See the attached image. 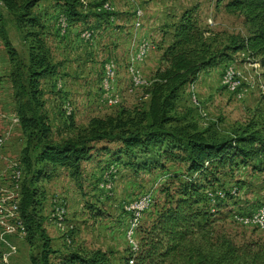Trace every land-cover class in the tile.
<instances>
[{
    "label": "rangeland",
    "instance_id": "obj_1",
    "mask_svg": "<svg viewBox=\"0 0 264 264\" xmlns=\"http://www.w3.org/2000/svg\"><path fill=\"white\" fill-rule=\"evenodd\" d=\"M231 1L86 0L90 6L109 7L110 23L98 25L90 18L72 27L56 2H41L33 12L45 26L42 37L51 64L57 67L55 76L41 82L42 108H36L20 86L28 82L30 69L26 30L0 4V176L8 180L7 186L13 172L21 168L24 151L30 147L33 159L38 153L34 149L37 141L31 144L29 134L21 128V112L46 118L49 138L55 143L75 139L92 119L115 120L121 126L118 130L126 127L147 108L146 88L163 66V52L173 43L175 26L187 12L193 13L205 36L217 43H225L230 36H249L245 18L227 10ZM89 10L88 7L85 12ZM145 41L152 44V51L144 63L136 65L133 59ZM7 43L16 52L14 58L9 55ZM230 66L235 67L243 82L245 97L241 100L222 85ZM108 67L114 73L112 80H108ZM132 68L140 71L145 87L133 86ZM19 76L22 83L15 86ZM177 116L182 125L195 126L218 139L231 138L249 124L264 128V69L248 53H238L181 90ZM101 146L105 144L96 145ZM116 146L108 148L114 151ZM112 156L96 154L90 162L83 163L80 176L59 169L54 177L38 185L44 193V230L55 252L52 264H70L75 255L95 252L106 254L109 264H129L128 232L133 213L127 208L146 196L152 199L135 234L141 247L167 194L175 197L176 190L189 179L184 163L167 162L164 170L137 172L126 166L130 162L127 156L121 162L112 160ZM209 173L214 183L206 190L212 200L211 217L209 225L197 230L195 242L206 250L213 249L209 258L212 262L264 264V229L235 219L264 206V160L247 169L240 165L211 167ZM59 204L65 205L67 214L60 226L51 221ZM15 225L13 219L0 221V264H34V258L36 264H41L42 241L31 245Z\"/></svg>",
    "mask_w": 264,
    "mask_h": 264
},
{
    "label": "trees",
    "instance_id": "obj_2",
    "mask_svg": "<svg viewBox=\"0 0 264 264\" xmlns=\"http://www.w3.org/2000/svg\"><path fill=\"white\" fill-rule=\"evenodd\" d=\"M46 1L59 5V12L69 27L88 22L90 18L98 25L110 23L112 16L108 11H99L103 4L90 6L86 0H0L26 30L30 41L29 78L20 86L36 108L43 107L39 100L41 82L57 73L42 37L45 26L33 12ZM88 7L90 10L85 12ZM226 8L245 18L250 26L249 36H230L225 43H217L205 36L193 13L187 12L175 26L173 43L163 52V66L146 88L147 108L126 127L118 130L121 126L115 120L92 119L87 128L77 132L75 139L55 143L49 138L46 118L21 112V128L29 134L31 144L37 141L34 149L38 153L33 159L30 147L24 151L20 168L23 174L20 212L28 242L34 246L37 240L42 241L41 264H52L50 259L55 252L44 230V193L38 185L54 177L59 169H68L75 177L80 176L83 163L90 162L96 154H113L112 160L117 162L127 156L130 162L126 166L137 172L164 170L167 162L187 165L189 179L176 190L175 197L167 194L156 220L146 232L135 264H221L209 260L213 249L198 246L194 239L199 228L209 225L211 217L212 200L206 196V190L214 183L209 178V169L255 167L256 162L264 160V128L249 124L231 138L218 139L195 126L182 125L177 116V102L185 86L196 82L203 72L231 61L238 53H248L264 69V0H232ZM1 21L0 17V24ZM7 49L14 58L16 52L9 43ZM17 82L22 83L20 76L15 79V86ZM97 144L106 147L97 148ZM112 144L117 145L114 151L108 148ZM36 261L34 258V264ZM70 264H109V260L106 254L95 252L75 255Z\"/></svg>",
    "mask_w": 264,
    "mask_h": 264
},
{
    "label": "built area",
    "instance_id": "obj_3",
    "mask_svg": "<svg viewBox=\"0 0 264 264\" xmlns=\"http://www.w3.org/2000/svg\"><path fill=\"white\" fill-rule=\"evenodd\" d=\"M100 10L109 11V7L102 6ZM141 15V14H140ZM152 44L145 41L140 44L138 52L133 59L136 65L144 63L152 51ZM131 69L133 76V86L135 88L145 87V83L142 78V74L139 70ZM138 69V68H136ZM108 80H112L114 73L108 67ZM222 85L227 88L231 93L241 100L245 97V92L243 91V82L241 81V76L235 69V67L230 66L225 70L224 76L222 78ZM194 103H197L196 96H193ZM110 104L112 102L110 101ZM23 175L18 168L12 174V181L7 186L8 180L1 175L0 176V221L4 219H13L15 221V227L22 236H26L28 231L22 220L20 212V199H21V187H22ZM152 203L150 196L142 198L134 206L127 208L128 211L133 213V220L128 232L129 241L131 244V256L129 264H135V258L140 252V245L135 241L136 231L139 229V222L142 214ZM66 207L64 204H59L55 207L53 214L51 215V221L57 225H61L66 217ZM236 221L243 225H254L259 229H264V206L258 208L255 212L248 216H235ZM15 228H12V232H15Z\"/></svg>",
    "mask_w": 264,
    "mask_h": 264
}]
</instances>
